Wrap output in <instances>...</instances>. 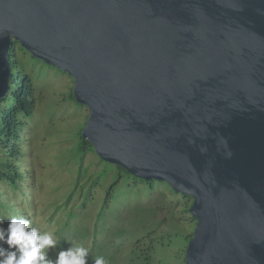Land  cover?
I'll list each match as a JSON object with an SVG mask.
<instances>
[{
    "label": "water",
    "instance_id": "obj_1",
    "mask_svg": "<svg viewBox=\"0 0 264 264\" xmlns=\"http://www.w3.org/2000/svg\"><path fill=\"white\" fill-rule=\"evenodd\" d=\"M12 40L103 161L192 198L185 264H264V0H0V99Z\"/></svg>",
    "mask_w": 264,
    "mask_h": 264
},
{
    "label": "rangeland",
    "instance_id": "obj_2",
    "mask_svg": "<svg viewBox=\"0 0 264 264\" xmlns=\"http://www.w3.org/2000/svg\"><path fill=\"white\" fill-rule=\"evenodd\" d=\"M14 49L35 81V106L20 134L21 179L0 181V219L46 264H185L192 198L103 161L82 141L89 111L75 100L72 77Z\"/></svg>",
    "mask_w": 264,
    "mask_h": 264
},
{
    "label": "trees",
    "instance_id": "obj_3",
    "mask_svg": "<svg viewBox=\"0 0 264 264\" xmlns=\"http://www.w3.org/2000/svg\"><path fill=\"white\" fill-rule=\"evenodd\" d=\"M15 46H17L18 50L27 51L17 41L12 40L8 52V61L11 67L12 77L9 80L7 95L0 99V159L3 158L0 160V181H6L12 186H16L17 181L21 179L22 175L15 162L21 155L19 141L24 118L31 117L35 106L32 93L35 81L31 74L26 72L15 59ZM42 62L45 63L44 61ZM82 141L84 144L93 148L87 140L82 139ZM115 167L120 172L130 175L123 168L116 165ZM120 176L118 175V177ZM137 179L142 182L153 181ZM117 180L111 183L107 194L114 188ZM183 195L188 197V195ZM5 207L6 205L0 200V209ZM2 210L6 209H1L0 213ZM190 218L196 220L192 215ZM191 236L192 233L188 238L190 239ZM33 246L32 243L27 241L22 230L13 229L0 219V264H46L45 259H43L44 257L38 255V252L34 251Z\"/></svg>",
    "mask_w": 264,
    "mask_h": 264
}]
</instances>
